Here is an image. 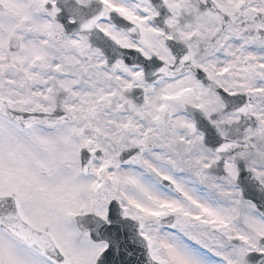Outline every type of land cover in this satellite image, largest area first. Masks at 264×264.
Wrapping results in <instances>:
<instances>
[{
  "label": "snow or ice",
  "instance_id": "6c2138e0",
  "mask_svg": "<svg viewBox=\"0 0 264 264\" xmlns=\"http://www.w3.org/2000/svg\"><path fill=\"white\" fill-rule=\"evenodd\" d=\"M0 264H264V0H0Z\"/></svg>",
  "mask_w": 264,
  "mask_h": 264
}]
</instances>
